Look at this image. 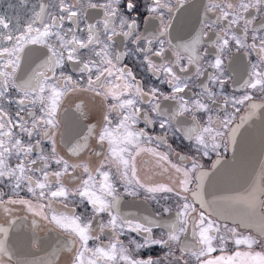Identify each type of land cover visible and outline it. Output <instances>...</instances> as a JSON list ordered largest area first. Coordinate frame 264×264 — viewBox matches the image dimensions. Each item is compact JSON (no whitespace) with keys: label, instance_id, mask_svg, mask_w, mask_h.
I'll list each match as a JSON object with an SVG mask.
<instances>
[{"label":"snow or ice","instance_id":"1","mask_svg":"<svg viewBox=\"0 0 264 264\" xmlns=\"http://www.w3.org/2000/svg\"><path fill=\"white\" fill-rule=\"evenodd\" d=\"M18 4L25 9L23 15L0 13V212L9 217L7 226L0 224V264H54L51 258L29 260L13 251L10 230L23 220L13 215L15 206L67 234L51 254L69 253L67 264H264V159L241 189L216 194L219 174L230 165L220 149L233 150L235 162L237 133L261 106L255 103V92L264 94V0H207L199 27L178 42L169 37L182 27L183 8L194 7L188 0H150L145 23L158 21V26L143 33L132 15L137 0H124L123 5L121 0ZM133 53L142 55L140 63L148 72L162 77L160 83L171 88L169 93L154 85L145 88L134 68L122 63ZM241 56L248 67L237 75ZM201 77L206 80L200 82V91L192 92L193 81ZM228 82L242 94H225ZM73 92H92L113 101L99 127L89 125L87 134L68 149L76 153L94 137L101 148L95 155L102 157L95 168L84 161L69 163L57 152L61 105ZM161 100L174 106L163 108ZM245 105L247 115L236 123ZM149 111L156 114L164 135L145 130L156 122ZM199 114H207L206 121ZM185 116L190 123L181 124L178 118ZM141 119L145 127L137 128ZM173 122L180 125L174 131L192 141L199 155L216 154L211 168L206 170L195 156L177 153L179 162L174 163L170 151H158L162 145L171 149L167 136ZM141 153L157 158L163 172L173 170V183L142 182L135 163ZM53 162L56 170H50ZM140 190L145 199L157 202L158 195L164 201L174 197V215L165 220L159 212L140 217L122 212L123 196L136 197ZM22 191L30 196H21ZM77 201L91 205L90 216L77 214ZM162 210L172 212L167 206ZM241 225L255 234L238 230ZM37 227L33 218L31 230ZM154 229H161L159 238ZM125 231L136 233L142 242L132 239L126 246L120 239ZM104 235L107 240H102ZM40 243L35 236L30 239L32 248ZM230 243L235 246L231 252ZM154 245L167 251L146 258L137 254Z\"/></svg>","mask_w":264,"mask_h":264},{"label":"flooded vegetation","instance_id":"2","mask_svg":"<svg viewBox=\"0 0 264 264\" xmlns=\"http://www.w3.org/2000/svg\"><path fill=\"white\" fill-rule=\"evenodd\" d=\"M38 0H31V3H37ZM150 2V0H137V9L136 12L132 13L133 16H136L138 21V29L139 32L143 33L145 28H148V31H154L158 26V21L154 22L151 26L145 23V16L148 15L146 10V5ZM124 0H121V5H123ZM188 3L194 5V7L183 8V11L179 15V24L182 27H176L172 30L170 39H173V42L183 41L189 38V32H193L195 28L199 27V17L200 14L204 12V5L207 3V0H188ZM31 4L29 5V7ZM25 9L20 8L18 4V0H0V13H7L10 16H14L17 13L23 15ZM98 18V17H96ZM69 26L66 24V27ZM134 38V37H133ZM249 42L250 38H249ZM129 47L132 45L129 43ZM143 59L142 55L138 56L135 53L129 58L125 57L122 63H127L130 67L134 68V72L137 75V79L141 80L142 83L147 88L148 85H154L159 87L163 92L169 93L171 88L167 84H161L160 80L162 77H155L152 73L147 71L146 65L140 63ZM255 60V56L252 57ZM236 67L237 75H242L245 73L246 68L248 67L247 58H243L241 56L238 59ZM66 71L70 72V68L66 69ZM207 71H211V69H207ZM74 78H77L74 75ZM206 80V77H201L199 81H193L192 92H199V84L200 82ZM86 82V80H85ZM225 94L227 95H241L242 91L238 89V86L228 82L225 89ZM191 95V93H189ZM255 103L264 104V94L260 92H255ZM113 103L111 97L107 101L103 99L101 96H96L92 92H73L69 93L63 100L61 105V124L59 130L57 132L56 141H57V152L59 155L63 156L65 159L69 160V163H78L80 161H84L89 164L90 167L95 168L98 164L99 160L102 157H97L95 155L96 152L101 151V148L96 145L95 138L89 136L87 145L81 148L78 152L72 153L69 152L68 149L74 145L82 136L87 134V128L89 125L94 127H99V122L102 118L103 112L106 110L107 105ZM161 106L163 108H169L170 106H174L173 101H160ZM147 107V105H145ZM241 110L237 114L236 121L240 116L244 115L247 112V106H240ZM9 110L14 113L16 111L15 105L9 106ZM232 109H229L231 111ZM83 113V115L81 114ZM150 117L156 121L151 126L147 127L145 130L149 132L150 135H164V132L159 128V121L156 117L155 113H151L149 111ZM215 115V113H213ZM112 118L115 122L116 114L112 113ZM198 118L204 122L207 119V114H199ZM181 124L186 121L190 123V116H185L182 118H178ZM235 121V122H236ZM180 125L173 122L172 130L169 131L167 140L168 144L171 145V149L161 146L158 151L160 152H168L170 151L172 154L170 155V159L174 163H178L176 158V154H183L185 156H195L202 165H204L205 169H208L212 165V161L216 159L215 153H210L208 156H201L196 152V149L193 147V142L184 138L181 133H177L174 131L176 127ZM137 128H144L143 119H141L137 125ZM27 139V138H25ZM44 147L46 149H50L51 145L48 141L43 142ZM153 147L155 145H152ZM223 157L229 155L228 152H224L223 148L220 149ZM157 158L153 157L148 153H141L136 158V168L139 178L142 182L154 185L158 183H167L172 184L175 179V173L173 170L169 168V171L163 172L160 165L156 162ZM17 161L13 158L10 163L15 164ZM164 167H168L167 164H164ZM50 170H56V165L53 164L50 166ZM68 183V181H65ZM69 186H74V184H70ZM6 192H10V189L5 188ZM118 190L123 192V188L118 186ZM21 196L29 197L30 194L22 191L20 193ZM145 194L143 190H140L138 196H123L121 200V211L124 213H129L132 216L140 217V216H153L157 212L161 213V216L167 220L170 216L174 215L176 211V199L170 196L168 201H164L159 198L157 200L145 199ZM7 199V196H5ZM167 206L172 209L171 213H163V207ZM57 208H60V205H56ZM71 207V204H70ZM15 212L13 215L17 217L23 218L22 222L18 221L16 226L10 230V243L13 246V251L16 253L18 257L26 258L29 260L32 259H48L51 258L54 261V264H67V258L70 255L67 252H60L57 256H51L53 249L58 247L60 244L64 242V240L68 239L66 233H62L56 230L52 225L48 224L46 221L38 217H33V215L25 210L23 206H15ZM76 212L77 214H85L86 216L91 215V205H87V202L79 203L76 202ZM33 218L38 220V227L35 232L31 230V221ZM105 220L107 219L106 214L103 217ZM9 217L3 215L0 212V224H4L7 226L6 221ZM230 226L232 225V221L228 222ZM238 230L243 231L245 233L251 232L255 234L251 229L244 228L243 226H239ZM154 236L159 238L161 229H154ZM35 236L41 243L39 247L32 248L30 245V239ZM107 235L102 236V240H107ZM120 239L124 242L126 246L129 245V241L132 239H136L139 242H142V239L136 234L125 231V233L120 237ZM92 242L90 241V246ZM134 247V246H133ZM241 249H244V246H241ZM229 252L235 250V246L231 243L228 246ZM167 249L163 248L160 245L151 246V249H140L137 254L142 258H146L147 256H162L163 252H166ZM179 255V252L176 253ZM218 254V253H214ZM192 264V262H190Z\"/></svg>","mask_w":264,"mask_h":264},{"label":"water","instance_id":"3","mask_svg":"<svg viewBox=\"0 0 264 264\" xmlns=\"http://www.w3.org/2000/svg\"><path fill=\"white\" fill-rule=\"evenodd\" d=\"M258 105L261 106L255 110V115L247 119L237 133L239 148L235 162L231 149L229 155L224 157L230 165L226 172L219 174L220 178L216 184L217 195L241 189L255 177L260 168V161L264 159V104ZM244 115H247V112ZM238 122L239 119L236 123ZM206 199H211V196H206ZM251 230L255 232L254 229Z\"/></svg>","mask_w":264,"mask_h":264}]
</instances>
